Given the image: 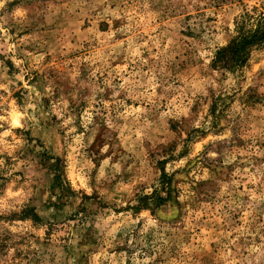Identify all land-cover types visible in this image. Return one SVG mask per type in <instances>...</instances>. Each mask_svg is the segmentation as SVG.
<instances>
[{
  "label": "rangeland",
  "instance_id": "rangeland-1",
  "mask_svg": "<svg viewBox=\"0 0 264 264\" xmlns=\"http://www.w3.org/2000/svg\"><path fill=\"white\" fill-rule=\"evenodd\" d=\"M17 7L26 10L23 19L13 16ZM249 8L264 13V0H7L0 9V84L6 87L0 89V115L11 113L27 126L11 128L0 144V196L27 199L17 203L18 211L0 214V264H134V258L149 264H264V47L234 73L214 69L213 57L196 52L198 45L211 51L215 37L230 33L229 23L235 29ZM232 37L226 36L228 42ZM138 48L144 63L137 70L154 74L153 102L160 105L158 111L147 105L150 138L134 153L121 144L115 155H101L97 145L108 130L95 109L107 115L105 105L116 107L113 98L129 108L145 106L131 98L144 90L136 82L148 81L129 78L136 65L128 52ZM29 103L36 122L24 115ZM168 105L174 118L162 114ZM90 106L100 124L83 150L95 165L91 196L71 188L63 151L72 127H64L68 114L83 132ZM115 122L124 129L135 126L136 117ZM181 122L186 127H178ZM9 128L6 123L0 132ZM112 135L119 143L120 132ZM181 138L185 146L177 154ZM194 141L206 142L192 156ZM209 151L216 152L214 159ZM108 156L112 164L121 157L126 163L115 179L98 186L100 161ZM163 173L172 183L169 202L133 210L139 197L160 188ZM26 209L40 221L33 212L23 216ZM113 213L119 219L109 221ZM126 217L138 221L134 230L121 227L111 247L103 243L101 232L123 225Z\"/></svg>",
  "mask_w": 264,
  "mask_h": 264
},
{
  "label": "clouds",
  "instance_id": "clouds-1",
  "mask_svg": "<svg viewBox=\"0 0 264 264\" xmlns=\"http://www.w3.org/2000/svg\"><path fill=\"white\" fill-rule=\"evenodd\" d=\"M249 0H246V3H248ZM251 3H255L256 0H250ZM7 3V0H0V9H3L5 4ZM249 11H251V8H249ZM27 15V12L25 9L21 7H17V9L14 10L13 16L19 19H23ZM228 27L232 29L230 33H224L221 31L220 35H217L215 37L214 43L209 45L211 48V51H205L203 45H198L196 47V52L203 57H205L207 60H211V58L214 55V52L217 48V44L220 47H224L228 43V39H226V36H235L237 33L235 32V29L231 23L228 24ZM4 31L3 27L0 26V32ZM207 39V37H205ZM4 45H0V48H3ZM129 47L131 48V42L129 41ZM142 47V45L140 46ZM127 51V50H126ZM199 58V56H198ZM127 59L131 64L136 65V68L133 69L131 73H129V78L132 79L135 76H144L148 77L147 83L140 85L137 81V85L139 87H143V91H140L137 95L134 97H131L135 102H139L141 105H145L144 107H136V108H129L126 103H123L121 101L115 100L113 98L114 103L116 105L115 109H112L111 106L105 105V108L107 109V115H105L104 111L97 108L95 109V116L100 117V119L107 125L106 131V139L105 142H103V145L100 146L97 145V148L101 155H104L106 153H109V151H112V154L115 155L116 151L120 148V145L123 144L125 148L128 149L129 152L135 151V147L137 145L140 146V148H143V142L145 139L150 138L148 135V130L151 129L152 125L148 121L147 115L151 111L147 107L149 103H152V107L155 110H159L160 105L158 103L153 102V97L155 96L154 88L157 86L153 83L154 81V74L151 73V70L147 73H141L137 69L141 68L144 61L140 59V52L139 48L135 52H128ZM111 76V73L109 74ZM18 80L23 79V73L17 77ZM112 79H115V77H112ZM109 86L112 87L110 81ZM120 88H124V84L120 85ZM0 89L6 90L5 85L0 84ZM116 95H119V93H116ZM2 99V98H0ZM29 100H31V97H29ZM29 108H35L34 104L29 103L28 107L24 109V115L27 117V121L36 122V116L35 114L29 115L28 109ZM123 108L124 111H121L120 109ZM168 111L162 113L165 116L173 117V106L168 105ZM4 111L3 106L0 105V112ZM93 108L90 106L84 113L82 127L84 129L83 132H78L76 126H75V117L72 116L70 113L68 114V119L64 121V127H67L68 125H72V127L68 128V141L63 145V151L67 153V180L71 182V188L75 191H79L81 188L84 189L88 193L89 196L92 195V188L89 187V180L91 179V172L92 169L95 168V165L92 164V160L88 158V155L84 149L90 147L92 143L95 141L97 132L100 128V124L97 123L93 118ZM113 111H115V116L113 115ZM132 115L136 117V124L135 126L125 124L124 129H121L119 124L115 121L118 120H124L128 121L129 116ZM187 115V113H185ZM143 118L144 123L141 125L140 120ZM10 125V128L8 130H5L3 132H0V144H3L5 142V137L11 135V128H24L27 126L26 123H20L19 119H14L12 117V114L9 113L8 115H0V129H3L5 127V124ZM35 126V123H34ZM178 127L183 128L186 127L184 122H181ZM199 127V125H197ZM119 131L120 132V142L117 143L116 139L113 138L112 133ZM127 131L128 135L125 136L124 132ZM135 136V140L133 141L132 137ZM206 141H199V142H193L189 145V147L192 148L191 155L195 156L198 155L197 149H202L203 144ZM184 140L181 138L180 142L177 144V154L184 148ZM207 156L211 159H214L216 157L215 151H209L207 153ZM77 157L80 158V161L82 162L81 166L79 168L76 167L78 161ZM126 163V160L124 157H121L120 161L112 164V156H108L107 158H104L100 161V167L98 169L97 175L95 177L96 184L99 186L103 181L111 182L113 179H115V176L117 173L121 172L122 165ZM187 163V159L180 160L179 164H177V167L182 166L183 164ZM5 165L4 160H0V169H3ZM130 170V169H129ZM167 170L171 172L173 169L172 165L169 164ZM11 175V172L8 173ZM148 191H151V188L148 189ZM27 199V195H20V194H14L13 197H8L5 193L3 196H0V214L5 213H11L12 211H18L17 203L23 202ZM181 200H183V197H181ZM148 212L142 211L141 216H147ZM115 217V213H113L112 217H109V221H111ZM119 219V218H116ZM138 221H132L130 217H126L123 225L117 224L116 227L111 228L110 230H107V234L104 235V232H101V235L103 236V243L107 244L109 247L112 246L113 242L116 241V235L117 231L124 227L126 230V233L134 230L133 226L137 224ZM153 225L155 226V222H153ZM101 226L98 224L97 228H100ZM27 230V229H23ZM12 232L21 231V229L13 227L11 229ZM147 229H144V232H146ZM129 246L135 247L136 241L129 240L128 241ZM142 243V240L141 242ZM146 246V245H145ZM34 248H38L39 251H43L42 247H38L35 243H33ZM15 251V249H12L10 251V255ZM136 257L140 256V252L137 251L135 253ZM107 259H110L109 257H105ZM94 259H99V257H96ZM68 264H72V261L69 260ZM134 264H149L148 259H145L143 261L139 259L134 258Z\"/></svg>",
  "mask_w": 264,
  "mask_h": 264
},
{
  "label": "trees",
  "instance_id": "trees-1",
  "mask_svg": "<svg viewBox=\"0 0 264 264\" xmlns=\"http://www.w3.org/2000/svg\"><path fill=\"white\" fill-rule=\"evenodd\" d=\"M257 10L244 11L235 22V32L226 46L217 49L214 53L211 66L214 69L223 70L227 73H234L245 67L254 50L264 47V13H256ZM55 180L57 185L63 189L60 182V174L57 173ZM171 179L165 173L162 174L159 189H155L151 195H144L138 198L137 205L133 210L159 209L166 205L171 198ZM33 212L32 219L40 221L33 209L23 211V216Z\"/></svg>",
  "mask_w": 264,
  "mask_h": 264
}]
</instances>
